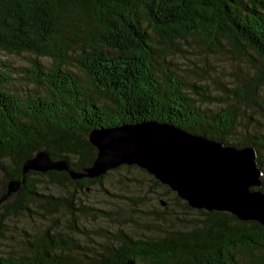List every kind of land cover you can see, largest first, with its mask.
I'll return each mask as SVG.
<instances>
[{"label": "trees", "instance_id": "1", "mask_svg": "<svg viewBox=\"0 0 264 264\" xmlns=\"http://www.w3.org/2000/svg\"><path fill=\"white\" fill-rule=\"evenodd\" d=\"M188 38L218 48L225 42L244 54L252 72L239 84H223L218 94L187 80L169 66V57ZM0 50L33 54L27 65L0 59V196L7 179H24L15 202L0 203V239L6 213H22L34 199L50 207L62 199L71 213L83 210L73 198L38 191L42 177L82 188L112 168L72 178L68 170L23 173L22 163L44 149L81 170L96 154L88 132L100 127L155 120L223 144L251 146L264 191V0H0ZM41 56L50 58L48 65ZM16 75L25 88L11 89ZM123 165L138 166L113 168ZM151 180L173 195L159 199L163 210L146 222L147 234L100 229L99 250L86 253L72 236L47 229L30 241L27 253L0 252V264H264L259 221L192 207L153 174Z\"/></svg>", "mask_w": 264, "mask_h": 264}, {"label": "rangeland", "instance_id": "2", "mask_svg": "<svg viewBox=\"0 0 264 264\" xmlns=\"http://www.w3.org/2000/svg\"><path fill=\"white\" fill-rule=\"evenodd\" d=\"M179 44L181 49L171 54L169 66L191 82L207 84L208 89L215 94L221 91L223 84H239L242 76L252 72L244 54L231 50L225 42L221 48L208 45L200 38L182 39ZM31 57L33 54L27 52L16 54L0 50V59L14 66L27 65ZM39 60L45 65L50 62L47 56H41ZM69 67L82 74L75 65ZM26 84L16 75L13 84L9 86L11 89H23ZM199 103L213 109L220 106L201 101ZM3 182L5 178L0 172V193ZM76 188L70 183H51L43 176L38 191L73 198L76 206L79 203L84 206L83 210L75 208L74 214L71 213L61 202L62 199L51 207L44 200L34 199L29 202L30 209L22 213L8 211L4 220L5 236L0 239V252L4 255L27 253L30 251V241L42 236L47 229H58L63 236H72L83 247L82 252H95L103 242L100 229L113 232L122 228L134 236L147 234L146 224L155 220L154 211L163 210L159 199L169 200L173 195L163 186H154L148 172L138 166L126 165L110 169L99 182ZM16 192H12L2 202L14 203ZM73 223L82 229V233L70 226Z\"/></svg>", "mask_w": 264, "mask_h": 264}, {"label": "water", "instance_id": "3", "mask_svg": "<svg viewBox=\"0 0 264 264\" xmlns=\"http://www.w3.org/2000/svg\"><path fill=\"white\" fill-rule=\"evenodd\" d=\"M88 139L96 148L91 165L74 170L42 149L23 161L22 172L68 170L72 178H80L99 176L122 163L137 164L192 207L226 210L264 225L261 170L251 146L223 144L155 120L92 129ZM23 180L7 179L0 203Z\"/></svg>", "mask_w": 264, "mask_h": 264}]
</instances>
